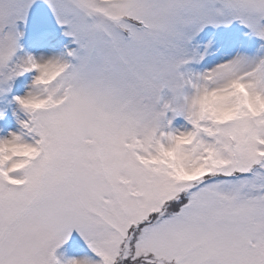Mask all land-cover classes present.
Listing matches in <instances>:
<instances>
[{
    "label": "snow or ice",
    "instance_id": "6c2138e0",
    "mask_svg": "<svg viewBox=\"0 0 264 264\" xmlns=\"http://www.w3.org/2000/svg\"><path fill=\"white\" fill-rule=\"evenodd\" d=\"M0 264H264V0H0Z\"/></svg>",
    "mask_w": 264,
    "mask_h": 264
}]
</instances>
